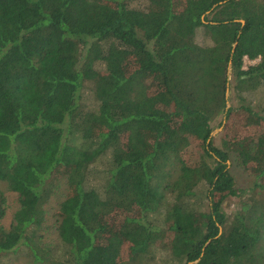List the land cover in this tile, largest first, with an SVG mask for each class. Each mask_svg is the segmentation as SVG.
<instances>
[{"label": "trees", "instance_id": "16d2710c", "mask_svg": "<svg viewBox=\"0 0 264 264\" xmlns=\"http://www.w3.org/2000/svg\"><path fill=\"white\" fill-rule=\"evenodd\" d=\"M147 1L0 0V180L18 196L5 227L0 193V258L156 264L159 248L165 264H264V200L223 210L234 154L264 190V103L247 101L264 89V0Z\"/></svg>", "mask_w": 264, "mask_h": 264}, {"label": "rangeland", "instance_id": "374dc122", "mask_svg": "<svg viewBox=\"0 0 264 264\" xmlns=\"http://www.w3.org/2000/svg\"><path fill=\"white\" fill-rule=\"evenodd\" d=\"M132 5H140L144 7L147 4V0H128ZM198 40H201V36L198 35ZM254 61L245 59V64H252ZM231 80V78H230ZM229 91V103L230 105L237 106V101L234 99L232 91L230 88ZM84 101L87 105H91L93 103V96L91 92L88 90L84 94ZM247 101L257 109L260 105L264 103V89H258L257 91L249 94L247 96ZM218 125V120L213 123V130L211 132L210 140H212L215 146H220V137L222 135L223 128L219 129L221 126ZM198 144V142H196ZM196 147V148H195ZM197 145L192 144L190 147V155L191 160L194 162L199 157V152L197 151ZM108 159L105 157L104 159L98 161L93 166V174L91 176V183L96 182V177L100 176V172L107 164ZM228 169L233 175L235 187L238 189V194L236 196H229L225 202L223 203V210L228 217H231L235 212L243 211L248 212L251 208L252 204L256 202L261 203L264 200V190L259 188L256 182L259 179V175L257 173L254 174L255 167H249L247 171L244 166L238 161L237 155L234 154L227 161ZM99 173V174H97ZM58 190V189H57ZM63 189H60L52 198L49 200L46 207V221L44 225V238L48 243H52V247H56L57 243V233H56V225L58 222L57 210H58V202L63 198L61 196V192ZM0 193H2L6 199V213L1 223L5 227H9L12 222L13 213L18 208V196L15 192L8 189V186L5 182L0 180ZM157 254L155 255V263L156 264H165L170 258L167 252L162 249L157 248ZM169 262V261H168ZM0 264H41L38 262H34L32 257H30L25 248L22 246L15 251H12L3 257L0 258Z\"/></svg>", "mask_w": 264, "mask_h": 264}, {"label": "water", "instance_id": "95a60500", "mask_svg": "<svg viewBox=\"0 0 264 264\" xmlns=\"http://www.w3.org/2000/svg\"><path fill=\"white\" fill-rule=\"evenodd\" d=\"M242 23L244 22L243 20H240ZM235 45V44H234ZM230 78H231V63L229 62V64H228V80H230ZM226 98H227V102H226V108H228L229 106H230V103H229V91H228V89H227V91H226ZM225 120H223V122H224ZM222 128V126L221 127H219V129H221ZM210 136H211V134H210ZM210 139V138H209Z\"/></svg>", "mask_w": 264, "mask_h": 264}]
</instances>
